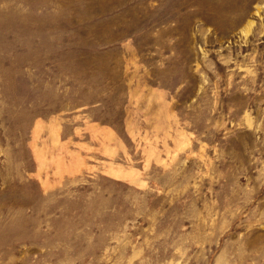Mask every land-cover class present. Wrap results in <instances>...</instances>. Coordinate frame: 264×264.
Segmentation results:
<instances>
[{
    "label": "rangeland",
    "instance_id": "1",
    "mask_svg": "<svg viewBox=\"0 0 264 264\" xmlns=\"http://www.w3.org/2000/svg\"><path fill=\"white\" fill-rule=\"evenodd\" d=\"M0 264H264V0H0Z\"/></svg>",
    "mask_w": 264,
    "mask_h": 264
},
{
    "label": "bare ground",
    "instance_id": "2",
    "mask_svg": "<svg viewBox=\"0 0 264 264\" xmlns=\"http://www.w3.org/2000/svg\"><path fill=\"white\" fill-rule=\"evenodd\" d=\"M250 24H252V22H250Z\"/></svg>",
    "mask_w": 264,
    "mask_h": 264
}]
</instances>
